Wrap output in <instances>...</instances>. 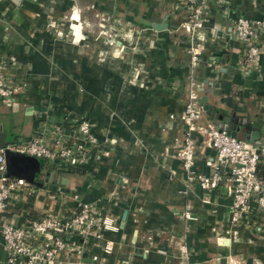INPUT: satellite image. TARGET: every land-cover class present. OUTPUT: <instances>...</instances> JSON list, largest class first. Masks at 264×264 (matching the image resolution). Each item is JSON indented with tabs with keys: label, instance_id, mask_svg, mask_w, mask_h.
<instances>
[{
	"label": "crops",
	"instance_id": "0c3cea01",
	"mask_svg": "<svg viewBox=\"0 0 264 264\" xmlns=\"http://www.w3.org/2000/svg\"><path fill=\"white\" fill-rule=\"evenodd\" d=\"M78 5L125 18L130 43L110 48L102 31L83 29L80 19L93 13ZM186 15L183 0H0V64L7 83L20 86L10 100L0 98V148L39 137L50 149L81 143L85 151L75 165L5 151L9 175L25 180L39 170L0 212V264L7 261L3 225L67 217L78 202L114 219L117 231L65 236L81 249L60 252L63 264H182V247L188 264H264V211L231 223L225 187H186L172 145L183 135L179 114L190 73L200 97L224 116L258 126L264 137V53L246 70L245 42L230 35L239 16L264 20V0L209 1L197 34L181 27ZM162 21L166 28L153 29ZM191 44L201 55L190 72ZM135 66L143 72L134 75ZM84 119L97 144L80 132ZM212 155L199 148V172L209 173L204 161Z\"/></svg>",
	"mask_w": 264,
	"mask_h": 264
},
{
	"label": "built area",
	"instance_id": "2783aa9c",
	"mask_svg": "<svg viewBox=\"0 0 264 264\" xmlns=\"http://www.w3.org/2000/svg\"><path fill=\"white\" fill-rule=\"evenodd\" d=\"M209 1L221 0H183L187 15L181 27L191 34H197L203 27L204 12ZM221 31L223 28L220 29ZM214 33L217 34V29ZM230 35L245 42V69L255 68L258 57L264 53V40L261 43L258 42L260 37L264 36V20L239 16L234 20ZM188 52L191 72V69H195L200 64V46L191 44ZM2 67L3 65L0 64V98L10 100L19 91L20 86L7 83ZM187 84V99L179 114L180 122L184 127L183 135L175 137L172 144L181 169L186 174L185 186L195 183L203 190H213L223 185L227 195L232 198L230 221L233 224L245 217H252L254 213H261L264 211V180L258 176L257 169L260 164L264 166V137L256 141L233 137L218 123L205 120L206 115L200 102L195 73L189 74ZM173 117L174 115L171 114L170 118ZM78 127L86 140L95 144L96 138L91 133L89 122L82 120ZM199 148L213 150V155L204 161L210 170L208 174L201 173L196 168ZM8 150L47 160L61 159L71 165L77 164L85 154L81 143L76 146L62 144L56 149H50L39 137L1 147L0 212L6 207L12 192L27 185L23 178L13 177L7 173L4 153ZM183 216L186 219L193 218L189 211H184ZM99 227L116 229L112 225V219L98 217L93 207L83 202L79 203L78 211L67 217L46 214L30 221L25 228L3 225L1 235L7 252L6 264L52 263L58 260L59 253L66 249V242L59 235L72 230L85 233ZM52 232L55 234L50 235ZM37 234H43L41 237L45 240L43 253L35 250L40 243L37 246L31 243L32 239H37ZM180 254L183 258L187 256L185 247H182Z\"/></svg>",
	"mask_w": 264,
	"mask_h": 264
},
{
	"label": "rangeland",
	"instance_id": "374dc122",
	"mask_svg": "<svg viewBox=\"0 0 264 264\" xmlns=\"http://www.w3.org/2000/svg\"><path fill=\"white\" fill-rule=\"evenodd\" d=\"M78 8L80 9L81 12H82V10H86V11H92V13H93V15L92 14L86 15V16H89L90 19L85 18V19H80L81 21L78 20L79 23L80 22L82 23L81 27H83V29H86V31H92V32L102 31L103 41L110 48H113V47L115 48L117 46H120L121 43L122 44H125V42L130 43V41H129L130 40V32L127 28H131V27L129 25V21L125 20V18L121 19V21H120V19L115 18L114 16H111L110 14L104 15L99 10L95 9L93 5H89V6L78 5ZM73 10H74V12H77V8H75ZM80 11H78V12L80 13ZM99 22L103 23L104 27H99L98 26ZM118 29L122 30V35L120 36L119 39L117 38ZM125 29H127V30H125ZM129 45H131V44H129ZM133 68H134L133 69L134 75H136V72H139V73L143 72L142 66H135ZM85 121H88V120H85ZM95 144H97V139L95 141ZM78 203H81V202H78ZM90 205L92 206V204H90ZM78 208H79V204H77L75 212L78 211ZM98 217H100V216H98ZM106 217L109 219H112L111 217H108V216H105L102 218H106ZM112 225L114 227H116L114 219H112ZM102 231H117V227H116V229H105V228L101 229V227H99L97 229L94 228L92 230L85 232V234H93L96 237L100 238ZM54 234H55V232H52L50 235H54ZM74 234L75 235H78V234L82 235L84 233H82L81 231L72 230L68 233L63 232L59 236H60V238L62 237L65 241L66 240L65 236L68 237V236L74 235ZM41 236H43V234H37V239H32L31 243L33 246H37L40 243L39 247L36 248L35 250L36 251L39 250L40 252L43 253L45 251L44 250V241L45 240H43V237H41ZM38 237H40L39 240H38ZM45 238L46 237L44 236V239ZM74 244H75L74 245L75 250H77V252L79 253L81 246H79L76 241L74 242ZM74 247H72L69 243L66 242L65 252L69 251L70 249H73ZM112 248H113V242L112 241H107L105 243V245L103 246V249L106 253L111 252ZM179 256H180L182 264H188V256H186L185 258H183L181 256V254ZM48 264H63V262L61 260H55L52 263H48Z\"/></svg>",
	"mask_w": 264,
	"mask_h": 264
},
{
	"label": "water",
	"instance_id": "95a60500",
	"mask_svg": "<svg viewBox=\"0 0 264 264\" xmlns=\"http://www.w3.org/2000/svg\"><path fill=\"white\" fill-rule=\"evenodd\" d=\"M166 23L164 21L160 23H155L153 25V29L155 30H161L166 28ZM200 102L203 108V111L205 115L210 119V120H215L218 122V125L222 128H224L227 133L233 137H238L240 134L244 133L245 137L244 139L248 141H256L259 140L261 137V133L259 130V127L254 125V124H249L246 122V119H239L238 117H228L224 116L223 114L218 111V109L211 104L207 102V98L205 95H202L200 97ZM13 107H16V104L13 105ZM264 129V127H263ZM239 138V137H238ZM9 154V151L6 152V157ZM39 161V160H37ZM5 164L6 167L8 166V159H5ZM47 169H50V166L47 165ZM39 168L37 167L34 172L38 171ZM34 172L31 173V175L28 177H24L25 180L28 183H34ZM52 177V175H51ZM84 256H89L86 253H83ZM85 261H89V259H83Z\"/></svg>",
	"mask_w": 264,
	"mask_h": 264
},
{
	"label": "trees",
	"instance_id": "16d2710c",
	"mask_svg": "<svg viewBox=\"0 0 264 264\" xmlns=\"http://www.w3.org/2000/svg\"><path fill=\"white\" fill-rule=\"evenodd\" d=\"M257 173H258V176L264 180V166L263 165H259L258 166V169H257Z\"/></svg>",
	"mask_w": 264,
	"mask_h": 264
}]
</instances>
